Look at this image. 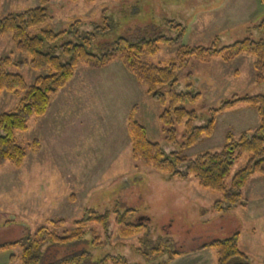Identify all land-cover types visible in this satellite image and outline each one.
Here are the masks:
<instances>
[{
    "label": "rangeland",
    "instance_id": "rangeland-1",
    "mask_svg": "<svg viewBox=\"0 0 264 264\" xmlns=\"http://www.w3.org/2000/svg\"><path fill=\"white\" fill-rule=\"evenodd\" d=\"M38 5V0H0V18ZM104 9L110 30L102 34L97 27L102 25ZM46 14L45 22L33 28V33L68 30L74 20H80L79 37L95 32V40L110 44L150 24L165 27L166 35L175 37L178 30L171 29L180 24L185 29L183 44L208 46L218 37L221 47L245 37H262L257 25L264 18V4L259 0H49ZM67 40L77 38L63 41ZM94 45L93 41L91 50L97 53ZM175 55V48L161 46L156 55L145 59L165 63ZM6 56L12 60L9 71L22 75L28 85L42 74L29 67L28 56L16 50L10 34L0 37V57ZM253 62L248 54L227 63L219 57L208 61L190 57L177 68L176 91H184L191 83V91L198 94L184 104L196 112L195 125H205L211 110L233 96L264 94V83H255ZM18 99L19 95L3 91L0 114L13 110ZM163 109L119 60L98 70L80 65L52 96L47 112L33 117L26 131L15 133L26 157L19 168L9 163L0 167V245L24 239L51 220L63 221L56 229L62 233L84 218L86 210L100 214L132 210L128 222H144L147 232L123 239L111 217L106 231H100L105 241L102 248L92 247L87 234L83 244L55 247L49 257L61 258L82 249L93 262L110 255L130 264H216L215 251L207 245L238 233L239 248L249 264H264V174L251 176L241 202L222 203L224 209L218 212L214 202L224 200L222 192L201 188L193 176L167 179L132 157L129 118L143 125L148 139L160 143L166 152L178 149L164 141L159 119ZM258 124L257 112L245 104L218 111L213 135L183 153L192 159L219 151L227 134L237 138ZM176 130L181 142L183 125H176ZM34 141L38 151L31 150ZM245 161L240 158L231 175ZM160 250L161 255L153 254ZM12 254L18 256L19 248L0 250V264H20L18 258L10 261Z\"/></svg>",
    "mask_w": 264,
    "mask_h": 264
},
{
    "label": "trees",
    "instance_id": "trees-1",
    "mask_svg": "<svg viewBox=\"0 0 264 264\" xmlns=\"http://www.w3.org/2000/svg\"><path fill=\"white\" fill-rule=\"evenodd\" d=\"M82 1L90 3L93 0ZM259 1L264 4V0ZM38 2L37 7L8 13L0 18V37L10 34L16 50L28 56L29 67L42 73L28 85L22 75L9 71L11 58L0 57V94L8 91L19 95L13 110L0 114V167L9 163L19 168L23 164L26 151L16 141L15 133L26 131L33 117L42 116L47 112L52 96L72 79L80 65L98 70L119 60L125 69L146 87V92L164 106L159 116L164 126V141L178 148L166 152L160 143L148 139L143 125L129 118L127 134L131 142L132 157L167 179L185 180L193 176L201 188L222 192L224 200L214 202L215 211L224 209L222 203L231 206L241 202L242 190L251 176L256 173L264 174V94L233 96L222 102L220 108L211 110V117L205 125L198 126L194 124L197 119L196 112L184 106L186 102L194 101L198 94L191 91V83L186 84L184 91H176L179 82L176 70L183 67L190 57L199 61L219 57L227 63L242 54H248L254 57L255 83H264V18L257 25V29L262 33L261 38L254 40L245 37L221 47L217 46L218 37L208 46L183 44L185 29L180 24L171 29L178 30L175 37H168L165 27L150 24L130 31L113 43L107 44L95 40V32H87L83 37H79L77 31L80 20H74L68 30L55 32L51 29H39L33 33L32 29L41 26L46 20V6L49 0ZM105 13V9L102 10V25L97 27L102 34L110 30ZM74 37L77 41H63L65 38ZM93 41L96 43L94 48L97 53L91 50ZM161 46L175 48V57L165 63L148 62L145 57L156 55ZM188 77H191L190 72ZM238 104H245L257 112L259 124L252 132L244 131L237 138L227 134L219 151H207L192 159L183 153L184 149L213 135L218 111L233 108ZM179 124L184 127L181 142L177 139L176 125ZM38 149L39 144L34 141L31 150ZM242 157L246 158L245 164L231 175L233 165ZM132 213V210L120 213L115 209L113 212L100 214L94 210H86L85 217L76 221L69 230L58 233L56 229L63 225V221L51 220L48 225L39 227L24 239L0 245V250L18 247L20 254L10 255V261L18 258L20 264H130L123 257L110 255L93 262L89 258V252L82 249L61 258L55 255L49 257V253L55 247L83 244L87 234L92 237V247L102 248L105 241L100 239V231H106L111 217L119 236L123 239L147 232L148 228L144 222H128ZM238 236V233H234L231 237L216 239L207 245L215 251L216 264H249L247 255L239 248ZM44 247L46 248L43 251ZM168 253L175 254L171 251ZM153 254L159 256L161 250ZM52 257H55L53 261Z\"/></svg>",
    "mask_w": 264,
    "mask_h": 264
}]
</instances>
